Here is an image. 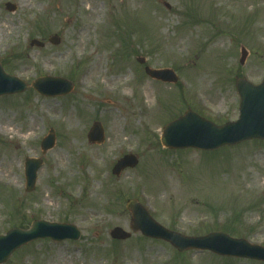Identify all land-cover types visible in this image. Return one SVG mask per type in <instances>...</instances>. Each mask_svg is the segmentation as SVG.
Instances as JSON below:
<instances>
[{"label":"rangeland","instance_id":"374dc122","mask_svg":"<svg viewBox=\"0 0 264 264\" xmlns=\"http://www.w3.org/2000/svg\"><path fill=\"white\" fill-rule=\"evenodd\" d=\"M99 8L101 18L78 47L92 9ZM0 24L8 26L0 33V64L29 84L22 93L0 97V160L13 153L18 158L13 167L0 161V234L27 229L36 219L74 224L81 232L78 240L27 243L3 264H50L70 255L73 264H264L208 250L179 252L133 232L127 208L136 199L160 224L183 235L224 231L264 247V140L212 151L161 142L165 125L188 109L217 124L238 118L237 79L264 78V0H0ZM53 34L59 44L48 41ZM33 39L45 46L31 45ZM96 59L97 76L84 81ZM146 65L172 68L179 79H152ZM40 76L67 78L74 88L43 96L31 86ZM114 108L120 114L117 136L109 126ZM32 118L34 133L27 138ZM96 121L105 130L102 144L87 139ZM51 128L55 146L44 153L41 140ZM128 153L139 158L138 165L115 176L116 161ZM62 155L65 161L56 164ZM26 158L43 160L32 192L25 190ZM117 226L131 237L112 238Z\"/></svg>","mask_w":264,"mask_h":264},{"label":"water","instance_id":"95a60500","mask_svg":"<svg viewBox=\"0 0 264 264\" xmlns=\"http://www.w3.org/2000/svg\"><path fill=\"white\" fill-rule=\"evenodd\" d=\"M10 10L15 6L8 4ZM49 42L59 44L61 38L52 35ZM32 45L44 46L45 43L34 39ZM246 51L242 53L241 63H244ZM140 63L145 58H138ZM148 75L164 82H177L178 76L172 69H153L146 67ZM32 86L45 96H56L69 93L73 83L65 78L44 76L37 78ZM27 83L18 77L7 74L0 64V96L16 94L26 90ZM237 90L240 96V115L236 121H229L223 125H217L200 116L192 110L179 119L167 124L163 131L162 143L170 148L194 147L201 150H215L223 146L239 144L251 139H264V80L260 84H252L245 78L237 80ZM55 132L42 140L41 147L44 152L55 144ZM88 139L93 143H103L105 132L100 122L92 126ZM139 160L135 154H127L120 158L113 167V174L119 176L127 167H135ZM42 165L41 159L27 158L25 163L26 191L35 188L37 171ZM128 209L132 211L134 231H141L145 236L164 239L171 242L179 251L184 252L191 248L211 250L222 256H234L264 261V247L251 244L244 238H234L224 232H212L205 236H186L179 232L169 230L158 223L136 200H129ZM50 236L55 240L65 238L78 239L80 231L71 224L35 220L30 229L15 228L6 235H0V263L5 262L11 253L38 237ZM111 236L116 239H127L131 233L121 227H115Z\"/></svg>","mask_w":264,"mask_h":264},{"label":"bare ground","instance_id":"6f19581e","mask_svg":"<svg viewBox=\"0 0 264 264\" xmlns=\"http://www.w3.org/2000/svg\"><path fill=\"white\" fill-rule=\"evenodd\" d=\"M101 11H102L101 8L92 9V13L90 14L92 17L90 18L89 22L86 23V26L82 29V31L79 34L80 35V41H78V47H80V48L82 47L84 37H87L89 35L90 26L92 24H94L95 22H98L99 19L101 18V14H102ZM4 27L8 28L7 25L0 24V33L3 31ZM222 44H223V42H222ZM52 59H53V56H49V57L46 58V61L49 63V62H51ZM99 70H100V62H99V59H96L95 61H93V63L86 70V73H85V75L83 77V80L85 81L86 79L94 78L95 76H97ZM130 74H131L130 71L126 72L123 75L124 76L123 78L128 77ZM117 79H119V78H117ZM202 80L206 81L207 78L204 77V78H202ZM110 81L113 82V80H110ZM110 81H105V83L107 85H109ZM85 84H86V82H85ZM123 85H126V82H124ZM143 89H144L145 96L151 98V95H152L151 87L145 85L143 87ZM106 90L107 91H112V88L111 87H106ZM127 97H128L127 90H123L121 92V94H120V98L124 100ZM149 104L152 105V102H150ZM51 109H52L53 112L56 111L55 107H51ZM109 113H111V117H112V119H111V121L109 123L110 129L117 136L119 134V132H120V114H119L117 108L110 109ZM72 116L73 115L70 113L69 114V119L70 120H71ZM9 125H10V123L7 122L6 123L7 131H12L13 129H9L8 128ZM34 125H35V121L32 118L31 124L29 125L31 133H27V138H30L29 135L34 133ZM0 129H2V128L0 127ZM17 159H18L17 156L13 153V154H10L8 156L4 155L2 160H0V161L2 162V164H5L6 166L13 167V165L17 162ZM64 161H65V156L64 155L59 156L56 159V164L57 163H63ZM172 186H173V184H172ZM73 262H74V256L70 255V256H67V257L59 256L58 258H56L53 261H50L49 263L50 264L51 263H53V264H73Z\"/></svg>","mask_w":264,"mask_h":264}]
</instances>
